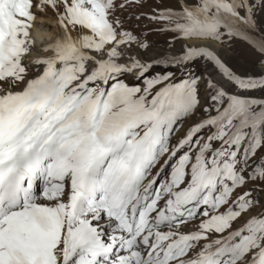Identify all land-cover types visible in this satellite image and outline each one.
<instances>
[{
    "label": "snow or ice",
    "instance_id": "1",
    "mask_svg": "<svg viewBox=\"0 0 264 264\" xmlns=\"http://www.w3.org/2000/svg\"><path fill=\"white\" fill-rule=\"evenodd\" d=\"M142 4L0 0V264H264V0L137 15L184 42L150 59L116 15ZM48 10L60 34L29 60ZM236 41L258 72L229 66Z\"/></svg>",
    "mask_w": 264,
    "mask_h": 264
},
{
    "label": "rangeland",
    "instance_id": "2",
    "mask_svg": "<svg viewBox=\"0 0 264 264\" xmlns=\"http://www.w3.org/2000/svg\"><path fill=\"white\" fill-rule=\"evenodd\" d=\"M156 7H171L173 9H176L178 8V4L177 0H143L142 6L133 5L131 7H126L123 10L118 9L116 15L126 20L125 28L131 31L134 35L142 37L143 34H147L146 39L152 46L151 49L147 52L148 54L152 52L156 54H162L163 52L167 51L169 53H179L183 44L181 41H174V46L171 49L168 48V41L172 40L173 38L172 33H162L156 31V29L159 28V25L149 22L146 17H142L139 21L135 19L137 15H140L141 13H150L151 10ZM47 12L49 13L48 18H45V16L43 17L39 14L37 15V17H39L42 22L40 23V30L38 32L37 29L33 27L32 35H37L38 33H40V31H42V28H44L46 32H49L52 30L54 24L57 23V17L55 16V14L51 10H48ZM256 16L257 18L264 17V9L257 11ZM140 51L144 52L143 49H141ZM256 60L257 57L246 45L236 41L233 43V50H230V55L227 62L234 71H237L239 73H255L259 71V66L256 63ZM163 68V65L155 66L154 69L147 73L144 78H150L157 72H160ZM167 70L177 71L175 68H168ZM193 70L197 71L198 73H203L205 71L203 63L197 62L196 64H194ZM207 70L209 72L213 71L211 65L208 66ZM179 74L180 73L177 72V75ZM144 78L129 76L128 73L120 77V79L124 80L130 86H143ZM253 95L258 98L260 96H264V90H254ZM187 127L188 124L186 123L184 125V128L186 129ZM177 135L183 136L184 129H182ZM167 171H170V168L167 169ZM249 187H255L256 192L254 193V195H258L259 197L264 198V192L260 191L262 185H249ZM262 202H264V199H262ZM256 211L259 212L260 209L257 208ZM240 222V220L234 222L233 227H237ZM185 230L187 231L188 229Z\"/></svg>",
    "mask_w": 264,
    "mask_h": 264
},
{
    "label": "bare ground",
    "instance_id": "3",
    "mask_svg": "<svg viewBox=\"0 0 264 264\" xmlns=\"http://www.w3.org/2000/svg\"><path fill=\"white\" fill-rule=\"evenodd\" d=\"M39 15H41L43 17L45 16V18H48L49 17V13L47 11H46V13L39 14ZM41 22H42V20L39 17H37L36 18V21L34 22V28L37 29V32L40 30V27L39 26H40V23ZM32 33H33V28L31 30V34ZM59 34H60V30L58 29L57 23L54 24V26L52 27V30L49 31V32L48 31L46 32V30L44 28H42V31H40V33H38L37 35L35 34L36 36L33 34L32 35V38L35 41L36 47L33 49L32 55L29 57V60H31V59H33L35 57L44 55L45 53H43L42 51H38L37 49H40L41 46H42V44L44 45L45 43L52 42ZM181 42L184 43L183 41H181ZM140 50H139V53H137L136 46L133 45V47H132V53L134 55H139L140 58H142V59H150L153 56L157 55L154 52H152L150 54H148V53L145 54L143 51H140ZM174 53H169L167 51V52H163L162 54L170 55V54H174ZM25 62L27 63L28 61L26 60Z\"/></svg>",
    "mask_w": 264,
    "mask_h": 264
}]
</instances>
